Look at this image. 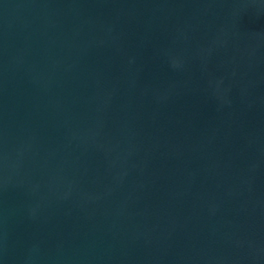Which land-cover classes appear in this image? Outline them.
Wrapping results in <instances>:
<instances>
[{
  "label": "water",
  "instance_id": "95a60500",
  "mask_svg": "<svg viewBox=\"0 0 264 264\" xmlns=\"http://www.w3.org/2000/svg\"><path fill=\"white\" fill-rule=\"evenodd\" d=\"M0 264H264V0H0Z\"/></svg>",
  "mask_w": 264,
  "mask_h": 264
}]
</instances>
